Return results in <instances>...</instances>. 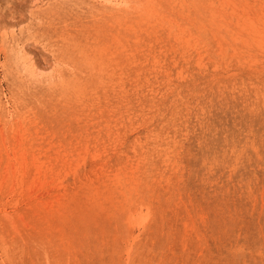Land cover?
I'll return each instance as SVG.
<instances>
[{
  "label": "rangeland",
  "instance_id": "obj_1",
  "mask_svg": "<svg viewBox=\"0 0 264 264\" xmlns=\"http://www.w3.org/2000/svg\"><path fill=\"white\" fill-rule=\"evenodd\" d=\"M0 264H264V0H0Z\"/></svg>",
  "mask_w": 264,
  "mask_h": 264
},
{
  "label": "bare ground",
  "instance_id": "obj_2",
  "mask_svg": "<svg viewBox=\"0 0 264 264\" xmlns=\"http://www.w3.org/2000/svg\"><path fill=\"white\" fill-rule=\"evenodd\" d=\"M259 32V31H258ZM248 33V32H247ZM263 35V34H262ZM236 41V40H235ZM237 42V41H236ZM246 42H247V40H246Z\"/></svg>",
  "mask_w": 264,
  "mask_h": 264
}]
</instances>
